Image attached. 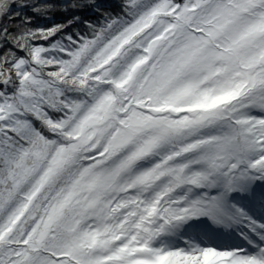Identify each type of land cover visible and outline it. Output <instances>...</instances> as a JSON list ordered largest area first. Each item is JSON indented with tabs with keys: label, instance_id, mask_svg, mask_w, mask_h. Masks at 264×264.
Wrapping results in <instances>:
<instances>
[{
	"label": "snow or ice",
	"instance_id": "1",
	"mask_svg": "<svg viewBox=\"0 0 264 264\" xmlns=\"http://www.w3.org/2000/svg\"><path fill=\"white\" fill-rule=\"evenodd\" d=\"M0 264H264V0H0Z\"/></svg>",
	"mask_w": 264,
	"mask_h": 264
}]
</instances>
